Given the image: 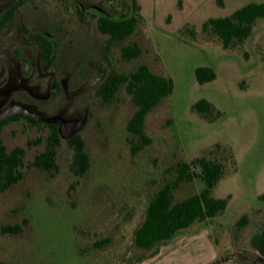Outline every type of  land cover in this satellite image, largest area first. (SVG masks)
I'll use <instances>...</instances> for the list:
<instances>
[{
  "label": "rangeland",
  "instance_id": "1",
  "mask_svg": "<svg viewBox=\"0 0 264 264\" xmlns=\"http://www.w3.org/2000/svg\"><path fill=\"white\" fill-rule=\"evenodd\" d=\"M249 3L264 0H71L70 6L47 8L55 18L45 30L55 35L59 51L55 67L42 71L44 79L35 71L34 107L42 124L21 118L0 128L7 151H25L23 180L0 191V264H264L252 246L264 230V19L230 50L204 30L208 20L231 16ZM83 5L120 19L138 7L141 21L132 36L108 48L98 30L100 12L89 11L81 20ZM134 45L139 57L123 60L122 48ZM140 65L175 83L146 118V146L127 131L136 107L125 86L109 103L97 93ZM199 67L213 69L216 79L200 85ZM202 99L221 116L209 121L194 113ZM51 118L84 121L76 135L90 160L84 177L70 172L73 151L63 127L57 171L31 166L46 150ZM199 157L224 164L213 196L227 200L226 211L166 244L138 248L134 234L149 204L177 183L180 164ZM202 189L200 180L180 183L173 203ZM16 226L18 234L4 232Z\"/></svg>",
  "mask_w": 264,
  "mask_h": 264
},
{
  "label": "trees",
  "instance_id": "2",
  "mask_svg": "<svg viewBox=\"0 0 264 264\" xmlns=\"http://www.w3.org/2000/svg\"><path fill=\"white\" fill-rule=\"evenodd\" d=\"M135 2L136 0H131ZM78 13L82 14L79 8ZM140 9L134 7L132 15L127 19H110L101 16L98 22V30L107 38V47L112 48L123 43L132 36L141 17ZM264 19V4L249 3L237 10L231 16L218 19H210L204 24V30L213 33L222 43L225 50L243 45L253 34L255 24ZM140 55V49L134 45L122 48V59L133 61ZM195 77L200 85L214 81L217 77L215 71L208 67H199L195 70ZM121 86H125L136 112L128 122L127 131L130 135L143 140V146L150 143L145 138L144 127L147 116L159 106L161 101L169 97L175 88L172 78L155 75L148 66L140 65L129 76L117 75L109 81L98 95L109 103ZM192 111L206 120L213 121L221 116V112L207 100H200L192 107ZM16 119H9L0 123V128ZM32 124L40 125L41 121L26 117ZM50 136L47 140L46 150L37 155L31 166L41 171H57V150L64 139L63 131L54 124L47 123ZM67 144L73 151L70 164V172L77 178H82L90 169L89 156L85 151L84 142L79 136L67 140ZM25 151L15 148L7 151L0 139V191L5 192L18 184L24 178ZM225 174L224 164L208 157L195 158L189 163L180 164L178 167L177 183L166 186L160 190L149 204L143 224L135 231L134 243L144 250H150L158 245L169 242L178 234L186 231L194 223L211 221L223 214L227 208V200L217 199L213 191ZM200 180L203 189L185 200L173 203V191L180 183H191ZM264 202V196L260 197ZM244 224L246 220L242 221ZM21 228L7 227L5 233L18 234ZM102 244L97 247L101 248ZM253 248L264 258V230L252 240Z\"/></svg>",
  "mask_w": 264,
  "mask_h": 264
},
{
  "label": "flooded vegetation",
  "instance_id": "3",
  "mask_svg": "<svg viewBox=\"0 0 264 264\" xmlns=\"http://www.w3.org/2000/svg\"><path fill=\"white\" fill-rule=\"evenodd\" d=\"M70 3L71 0H0V112L19 105L36 113L35 71L38 78L44 79L42 71L55 67L59 51L57 38L45 30L55 18L48 16L47 8L67 7ZM80 8L81 20L92 10H98L101 16L116 19L106 16L95 5ZM26 117L33 118L18 113L9 119L18 121Z\"/></svg>",
  "mask_w": 264,
  "mask_h": 264
},
{
  "label": "water",
  "instance_id": "4",
  "mask_svg": "<svg viewBox=\"0 0 264 264\" xmlns=\"http://www.w3.org/2000/svg\"><path fill=\"white\" fill-rule=\"evenodd\" d=\"M18 113H23L27 114L31 117H33L36 120L42 121L43 116L38 114V113H32L28 111L25 107L15 105L7 110L0 112V122H3L9 118H11L13 115L18 114ZM48 123L54 124L59 128L63 127V130L65 132V135L68 139H71L77 135V133L82 129L84 125V121L82 122H77V121H72V122H65L63 120H60L58 118H51L48 120Z\"/></svg>",
  "mask_w": 264,
  "mask_h": 264
}]
</instances>
